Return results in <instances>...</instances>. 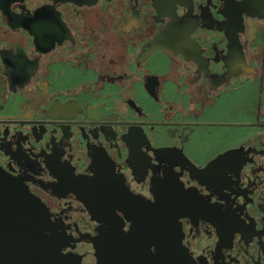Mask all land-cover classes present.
<instances>
[{
    "label": "flooded vegetation",
    "instance_id": "af4514ba",
    "mask_svg": "<svg viewBox=\"0 0 264 264\" xmlns=\"http://www.w3.org/2000/svg\"><path fill=\"white\" fill-rule=\"evenodd\" d=\"M0 169L46 207L28 264L160 190L194 264H264V0H0Z\"/></svg>",
    "mask_w": 264,
    "mask_h": 264
},
{
    "label": "water",
    "instance_id": "95a60500",
    "mask_svg": "<svg viewBox=\"0 0 264 264\" xmlns=\"http://www.w3.org/2000/svg\"><path fill=\"white\" fill-rule=\"evenodd\" d=\"M163 34L158 33L155 42L162 40ZM99 196L106 200L115 198L111 192L99 193ZM120 197L124 202L130 201L124 205L133 211L130 236L126 234L122 240L118 229L110 232L107 227H116V222L102 226L99 235L93 238L96 264H194L181 242L178 220L181 205L169 204L162 190L155 201L144 200L128 191ZM43 217H47L43 202L19 178L0 169V264H28L29 258L40 257L41 249L48 248L47 239L41 234L45 226ZM132 229L135 245L126 252L122 241H132ZM151 244L154 249L150 248ZM48 254L52 256L53 252Z\"/></svg>",
    "mask_w": 264,
    "mask_h": 264
}]
</instances>
